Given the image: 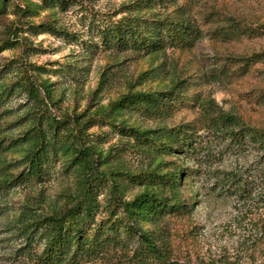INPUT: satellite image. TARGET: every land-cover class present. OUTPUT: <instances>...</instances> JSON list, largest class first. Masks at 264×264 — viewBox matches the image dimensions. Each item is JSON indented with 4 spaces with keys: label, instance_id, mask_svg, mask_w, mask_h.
<instances>
[{
    "label": "rangeland",
    "instance_id": "obj_1",
    "mask_svg": "<svg viewBox=\"0 0 264 264\" xmlns=\"http://www.w3.org/2000/svg\"><path fill=\"white\" fill-rule=\"evenodd\" d=\"M62 3L0 4V264H33L32 257L43 248L37 221L73 203L86 175H91L98 191L96 220L105 215L113 184L126 199L146 191L160 195L170 207L181 199L186 209L167 212L157 222L141 221L152 231L162 224L174 260L264 264V204H246L228 193L217 195L214 177L248 170L256 152L225 148L220 139L200 129L192 105L195 96L210 98L245 123L264 128V56L248 65L244 60L264 53V0ZM137 3L145 9L140 11ZM147 7L148 17H166L172 26L183 22L192 29L191 36L175 43L164 37L155 51H141L116 45L105 35L122 17L137 16ZM25 76L46 101L45 115L67 122L61 124L55 152L50 151L44 162L42 178L18 181L25 166L24 143L14 144L13 139H21L32 120L28 114L32 101L20 86ZM172 85L176 94L168 97ZM138 91L156 92L162 99L155 108L131 106L108 112L110 101ZM46 116L42 124L49 138L52 130L47 129ZM179 125L190 131L196 127L203 145L216 156L196 166L160 149L163 139L157 130ZM124 127L154 131L150 137L157 139L156 148L152 142L148 153L145 143ZM72 142L82 147L81 152ZM182 164L189 170L175 187L159 177ZM148 165L155 170L148 180L134 181L121 174ZM197 167L206 174L190 177L187 172ZM128 259L127 254L112 251L85 264H130Z\"/></svg>",
    "mask_w": 264,
    "mask_h": 264
},
{
    "label": "trees",
    "instance_id": "obj_2",
    "mask_svg": "<svg viewBox=\"0 0 264 264\" xmlns=\"http://www.w3.org/2000/svg\"><path fill=\"white\" fill-rule=\"evenodd\" d=\"M6 1L0 0V4L4 5ZM57 2L60 5L64 4L62 0ZM136 7L140 11L145 9L140 3H137ZM150 9L147 7L146 11L137 16L122 17L120 22L109 29L105 35L110 37L116 45H129L141 51H155L158 44L164 43V37L168 42L175 43L191 36L192 29L185 26L183 22H174L172 26L166 17L161 20L154 15L148 17L147 12ZM263 56L264 53H256L247 57L244 59L245 64L248 65L251 61L259 60ZM21 82L22 91L32 101L28 112L32 120L30 128L22 137H18L21 139H13L14 144L19 141L24 143L21 159L25 166L17 176L18 181L31 177L42 178L45 173L44 162L50 151L55 152V143L59 141L58 136L61 135V124L67 122L66 120L56 121L49 115H45L46 101L30 77L25 76ZM173 88L174 85L168 90V97L176 94ZM262 96L264 98V90ZM160 99L162 98L156 95V92H127L118 99L110 101L107 109L110 113L119 108L131 106L147 108L150 105L155 108ZM192 100V105L198 112L200 129L220 139L224 147L232 151L251 149L256 152L253 165L248 170H231L226 174L223 173L221 178L214 175L218 186L217 195L228 193L246 204H264V128L245 123L240 116L219 108L210 98L195 96ZM45 116L48 121L47 129L52 130L49 138L42 124ZM196 129L194 127L190 131L182 125L158 129L157 132L163 139L160 142V149L171 150L182 162L191 160L196 166L207 163L216 154H211L207 150L200 135H197ZM122 130L134 133L138 140H142L148 153L152 142L154 149L156 148L157 139L150 137L154 131L133 127H124ZM31 133L35 137H32ZM2 144L3 142L0 143L1 148ZM64 145L65 142L62 143V146ZM73 146L75 150L77 148L78 153L81 152L82 147H77L76 144ZM184 164L180 165L178 170L163 173L159 177L175 187L184 180L182 178L184 171L189 170V167ZM187 173L190 177L206 174L200 167L194 168L192 173ZM121 174L127 179L140 182L154 177L155 170L148 165L139 171H123ZM117 186L119 185L113 184L109 188L111 200L104 209L105 215L96 220L97 210L100 207L96 185L91 175L81 178L73 203L49 215H44L37 221L35 227L40 231L38 237L43 241V248L32 257L33 264H85L112 251L127 254L130 264H189L170 257L171 253L166 237L163 236L162 224H157L158 230L152 231L141 223V221L149 220L157 222L167 212L186 209V204L181 199H177L170 207L160 195L148 191L126 199ZM157 238L160 243H157Z\"/></svg>",
    "mask_w": 264,
    "mask_h": 264
}]
</instances>
